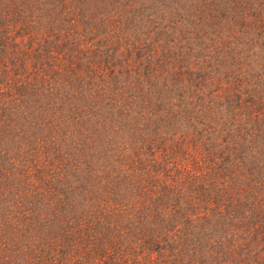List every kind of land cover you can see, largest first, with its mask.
<instances>
[{"label": "trees", "instance_id": "1", "mask_svg": "<svg viewBox=\"0 0 264 264\" xmlns=\"http://www.w3.org/2000/svg\"><path fill=\"white\" fill-rule=\"evenodd\" d=\"M261 53L264 0H0V264H264Z\"/></svg>", "mask_w": 264, "mask_h": 264}, {"label": "rangeland", "instance_id": "2", "mask_svg": "<svg viewBox=\"0 0 264 264\" xmlns=\"http://www.w3.org/2000/svg\"><path fill=\"white\" fill-rule=\"evenodd\" d=\"M20 42L24 45L25 44V42H26V39H24V38H22V40H20ZM26 45H28V43L26 44ZM260 61H263L264 62V53H261L260 54ZM223 74V73H222ZM263 102H264V100H263ZM264 105V104H263ZM264 111V110H263ZM184 137H186V136H184ZM185 138H182L181 139V142H182V140H184ZM172 140H174V138H172ZM175 141V140H174ZM173 144H174V142L173 143H170V145H172L173 146ZM53 169H55V167L53 168ZM61 170L64 172V173H66V171L67 170H65V169H62L61 168ZM54 172H56V170H53ZM67 172H69V170L67 171ZM58 173H60V171L58 170ZM44 176H46V173L43 175V177ZM40 177V176H39ZM39 177L37 178V180H39ZM46 178H48L47 176H46ZM59 180V177L57 178V181ZM71 181H72V179L70 180L69 178H67L66 179V181H65V184H64V182H62V183H59V184H62V186L61 187H65L64 188V192H63V194H69V189H70V183H71ZM58 184V185H59ZM61 193H62V191H61Z\"/></svg>", "mask_w": 264, "mask_h": 264}]
</instances>
